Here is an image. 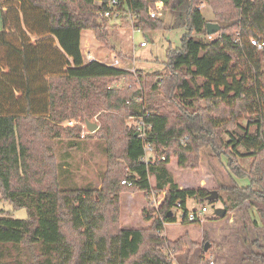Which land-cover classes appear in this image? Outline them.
Returning <instances> with one entry per match:
<instances>
[{
    "label": "trees",
    "instance_id": "trees-1",
    "mask_svg": "<svg viewBox=\"0 0 264 264\" xmlns=\"http://www.w3.org/2000/svg\"><path fill=\"white\" fill-rule=\"evenodd\" d=\"M108 1L0 0V196L13 211L26 213L14 218L0 209V264H170L165 248L178 253L185 244L162 236L172 208L179 203L182 221L189 222L186 200L201 207L211 192L180 189L167 165L174 157L179 167H197L203 148L225 157L229 175L249 181L222 187L217 198L226 213L248 202L264 218V46L250 42L264 39V0H118V9L131 15L119 22L101 15ZM155 2L162 3L168 22L150 16ZM203 5L213 19L234 23L209 38ZM109 23L140 32H185L179 47L166 48L164 73L137 72L145 89L113 88L107 83L133 81L134 73L86 61L81 50L83 31L106 43ZM96 114L101 125L93 134L103 138L116 167L109 170L114 178L103 180V197L87 186H59L66 160L52 170L53 188L39 186V130ZM239 116L246 124L235 131ZM140 121L147 126L145 140L137 135ZM65 132L70 148L85 137L76 126ZM145 142L158 159H142ZM123 178L132 185L121 184ZM118 182L147 195L163 193L161 216L148 213L147 228L118 227L112 196ZM249 255L254 264H264V252Z\"/></svg>",
    "mask_w": 264,
    "mask_h": 264
},
{
    "label": "rangeland",
    "instance_id": "rangeland-1",
    "mask_svg": "<svg viewBox=\"0 0 264 264\" xmlns=\"http://www.w3.org/2000/svg\"><path fill=\"white\" fill-rule=\"evenodd\" d=\"M206 20L213 19L211 9L207 5L201 8ZM5 12V8H2ZM161 18L169 21L166 11L160 12ZM110 25V26H109ZM106 43L95 38L92 31H83L81 37V50L84 60L94 59L106 64H117L134 73L133 81L129 78H121L108 82V87L121 88H142L138 83L137 72L144 76H151L155 72L164 73L163 61L165 60V50L170 44L172 47L180 46V38L185 32L184 28H166L161 30L135 32L129 26L113 25L109 23ZM2 20L0 13V30ZM218 32L214 34L217 36ZM144 41L145 46L140 47L139 42ZM130 87V88H131ZM130 123V119H127ZM72 121L71 124H68ZM86 121L97 125L95 131L100 130V123L97 114L85 120L82 116L70 118L63 123L56 124L51 130L40 131L39 142L36 153V166L40 171V179L43 184L41 187L53 188L55 184V173L53 168L61 161H65L63 177L58 180L59 186L84 188L89 187L93 190L94 196L103 197V180L113 174L116 167L111 164L106 153V144L98 134L89 132L86 128ZM132 122V121H131ZM237 131L239 126H244V117H237ZM76 126L80 129L81 136L76 140V145L68 147L65 136V129ZM58 127H61L58 129ZM94 131V132H95ZM55 132H60L61 138L55 137ZM232 132V131H231ZM88 134H90L88 136ZM152 159H158L156 152L152 151ZM52 157V163L48 159ZM200 161L197 167H179L173 157L167 165L173 180L180 189L183 188H205L212 192L216 191L217 196L223 195V186L237 185L247 186V178H237L229 175L224 164V156H217L209 148H203L200 154ZM67 158V159H66ZM246 160V159H245ZM110 162V164H109ZM121 179V178H119ZM118 179V180H119ZM117 185L118 189L113 193L117 199V225L120 228L141 229L147 228L151 221L146 220L145 216L149 213L155 217H160L159 207L164 197L163 193L156 195L138 189H126ZM151 184L153 181L151 179ZM98 199V198H97ZM207 211L199 213L200 205L194 199H187L185 210L188 213H196L197 219L194 221L183 222L182 212L184 209L173 207V220L166 222L162 231V236L174 241L182 238L185 242L180 252H173L172 258L176 264H254V258L249 254H261L264 252V218L255 207L249 206L248 202L243 203L233 211L226 213L224 217H217L214 214L216 208H222L223 203L218 198L207 200L204 204ZM0 209L9 211L14 218H24L25 209L12 210L9 202L2 200L0 196ZM209 247L203 250L204 244ZM169 248V247H167ZM173 249V248H169Z\"/></svg>",
    "mask_w": 264,
    "mask_h": 264
},
{
    "label": "built area",
    "instance_id": "built-area-1",
    "mask_svg": "<svg viewBox=\"0 0 264 264\" xmlns=\"http://www.w3.org/2000/svg\"><path fill=\"white\" fill-rule=\"evenodd\" d=\"M161 10H162V3L161 2H155V7H154V9L150 10L149 14L151 17H155V16L160 15ZM101 15L104 16L105 18H107L108 20H110L111 22H119L121 20V18H123V16H126V18L129 21L131 20L130 14L125 15L122 11H120L118 9V0H109L106 3V7L102 10ZM132 29L135 32H140V30L138 28L132 27ZM211 37H212V35H209V38H211ZM250 42L252 45L256 46L259 49H261L264 46V39L259 38V37L251 39ZM145 45L146 44L144 41L139 42L140 47H143ZM90 60H94V59H89L88 61H90ZM115 63H117V64L113 63V64H108V65L120 67L118 65V60L116 58H115ZM71 123H72V121L68 122V124H71ZM137 135L142 140H145V137L147 135V126L143 121H140L138 123ZM143 149H144V155H143L142 159L144 161H147L149 158H152L151 153L154 150L152 145L148 142H145L143 145ZM163 158H164L163 156L160 157V159H163ZM120 183L123 185H126V186H131L133 182L131 180H129L128 178H123L120 181ZM175 207L179 208L180 207L179 203H177V205ZM205 211H207L206 205L201 206L199 213H204ZM182 216H183V214H182ZM186 219L189 221H193V220L197 219V214L196 213H187ZM165 251L172 258L174 250L166 247ZM170 262H171L170 264H176L175 262H173V260H171ZM209 264H213V262L210 261Z\"/></svg>",
    "mask_w": 264,
    "mask_h": 264
},
{
    "label": "water",
    "instance_id": "water-1",
    "mask_svg": "<svg viewBox=\"0 0 264 264\" xmlns=\"http://www.w3.org/2000/svg\"><path fill=\"white\" fill-rule=\"evenodd\" d=\"M233 23H234V21L225 22V21H219L217 19L206 20V22H205L206 33L208 35L214 34V33L218 32L220 29H224V28L231 26ZM86 128L88 129L89 132H94L95 129L97 128V125L94 123H90V122L86 121ZM216 198H217L216 191H212L207 196V200H214ZM214 214L217 217H224L226 214V210L224 207L216 208L214 210ZM170 215H171V212H169L167 216H170ZM208 247H209V245L207 243H205L203 250H207Z\"/></svg>",
    "mask_w": 264,
    "mask_h": 264
},
{
    "label": "crops",
    "instance_id": "crops-1",
    "mask_svg": "<svg viewBox=\"0 0 264 264\" xmlns=\"http://www.w3.org/2000/svg\"><path fill=\"white\" fill-rule=\"evenodd\" d=\"M140 42H141V41H140ZM143 47H144V46H143ZM210 261H212V260H210ZM210 261H209V262H210ZM213 263H214V262H213Z\"/></svg>",
    "mask_w": 264,
    "mask_h": 264
}]
</instances>
